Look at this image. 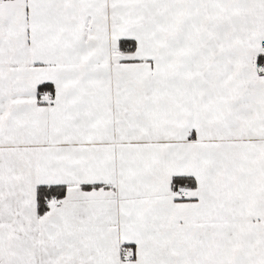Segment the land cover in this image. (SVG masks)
<instances>
[{
  "label": "snow or ice",
  "instance_id": "6c2138e0",
  "mask_svg": "<svg viewBox=\"0 0 264 264\" xmlns=\"http://www.w3.org/2000/svg\"><path fill=\"white\" fill-rule=\"evenodd\" d=\"M0 264H264V0H0Z\"/></svg>",
  "mask_w": 264,
  "mask_h": 264
}]
</instances>
